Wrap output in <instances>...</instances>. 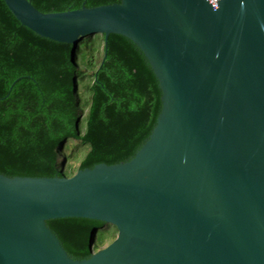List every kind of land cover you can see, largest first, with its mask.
Wrapping results in <instances>:
<instances>
[{"label":"water","instance_id":"1","mask_svg":"<svg viewBox=\"0 0 264 264\" xmlns=\"http://www.w3.org/2000/svg\"><path fill=\"white\" fill-rule=\"evenodd\" d=\"M41 38L123 36L162 92L125 163L73 177L0 174V264H264V0H120L42 13L3 0ZM87 219L118 238L72 258L47 222Z\"/></svg>","mask_w":264,"mask_h":264},{"label":"trees","instance_id":"2","mask_svg":"<svg viewBox=\"0 0 264 264\" xmlns=\"http://www.w3.org/2000/svg\"><path fill=\"white\" fill-rule=\"evenodd\" d=\"M42 13L120 0H29ZM162 92L129 39L85 36L77 45L33 33L0 0V174L73 177L99 164L131 160L149 139ZM76 260L118 238L115 226L87 219L47 222Z\"/></svg>","mask_w":264,"mask_h":264},{"label":"built area","instance_id":"3","mask_svg":"<svg viewBox=\"0 0 264 264\" xmlns=\"http://www.w3.org/2000/svg\"><path fill=\"white\" fill-rule=\"evenodd\" d=\"M216 1H220V0H210V3H212V2H216Z\"/></svg>","mask_w":264,"mask_h":264}]
</instances>
